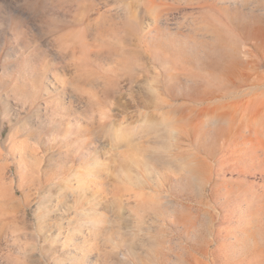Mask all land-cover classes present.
<instances>
[{
	"label": "rangeland",
	"instance_id": "374dc122",
	"mask_svg": "<svg viewBox=\"0 0 264 264\" xmlns=\"http://www.w3.org/2000/svg\"><path fill=\"white\" fill-rule=\"evenodd\" d=\"M0 264H264V0H0Z\"/></svg>",
	"mask_w": 264,
	"mask_h": 264
},
{
	"label": "bare ground",
	"instance_id": "6f19581e",
	"mask_svg": "<svg viewBox=\"0 0 264 264\" xmlns=\"http://www.w3.org/2000/svg\"><path fill=\"white\" fill-rule=\"evenodd\" d=\"M144 9H148V7L146 6ZM155 118V117H154ZM153 118V119H154ZM157 119V118H156ZM112 132H110V133H106V135H105V138L107 139V140H111L112 139V134H111ZM64 186V184H61V183H58V184H56L55 186H54V190L55 189H59V188H61V187H63ZM102 201L100 202L101 203V205L103 206V205H105L111 212H114V207L112 206V203H111V201L109 200V199H106V200H104V199H101ZM104 206V207H105Z\"/></svg>",
	"mask_w": 264,
	"mask_h": 264
}]
</instances>
